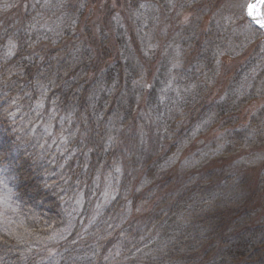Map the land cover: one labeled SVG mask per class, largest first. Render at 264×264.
<instances>
[{"label": "trees", "instance_id": "16d2710c", "mask_svg": "<svg viewBox=\"0 0 264 264\" xmlns=\"http://www.w3.org/2000/svg\"><path fill=\"white\" fill-rule=\"evenodd\" d=\"M101 1L0 30V264H264V167L211 165L264 145L245 0H126L93 31Z\"/></svg>", "mask_w": 264, "mask_h": 264}, {"label": "rangeland", "instance_id": "374dc122", "mask_svg": "<svg viewBox=\"0 0 264 264\" xmlns=\"http://www.w3.org/2000/svg\"><path fill=\"white\" fill-rule=\"evenodd\" d=\"M249 0H245L244 2V8H246L247 3ZM28 3V0H0V30L4 26H12L14 23L19 22V18L22 14V9L25 4ZM126 4V0H103L101 1V4L99 6H94L92 11V17H91V27L93 31H96L98 26L101 24V19L103 18V14L105 12V9L108 7L109 9L116 10L117 12L122 14V10H124V6ZM245 10V9H244ZM260 15L264 17V3H261L259 6ZM181 23H185L188 18L187 14L181 15ZM203 21V20H202ZM200 22V29L205 30L208 19H204L203 22ZM169 24V23H168ZM174 23L171 22V26ZM163 28V27H162ZM242 58H239V60H236V62H240ZM236 62L232 61V63H228V66L230 65V68L236 65ZM261 102L258 101V103H251L249 104L240 114L239 118H241V122H244L246 120V116L252 112L258 105H260ZM256 154V159L254 162H249L248 164L241 160L243 156H247L248 151H242L240 153H237L229 158H226L224 160L216 161L215 163L211 164L214 166H221L223 165L225 174L227 172L229 173H241V174H249L251 181L253 184L258 179V176L264 167V145L260 147ZM206 168V167H205ZM205 168H195L191 170H180L178 173L179 180L178 183L182 184L184 180L187 178H190V171L194 174L197 173V175L201 174V171H203ZM262 202H258V206L261 208V213H264V205L262 206ZM152 202H149L147 204L141 205L139 209L141 211H146L149 208H151ZM262 206V207H261Z\"/></svg>", "mask_w": 264, "mask_h": 264}, {"label": "water", "instance_id": "95a60500", "mask_svg": "<svg viewBox=\"0 0 264 264\" xmlns=\"http://www.w3.org/2000/svg\"><path fill=\"white\" fill-rule=\"evenodd\" d=\"M261 3H264V0H249L246 9H245V15L248 19V21L255 26L256 28L260 29L264 33V17H255L252 16V10L253 8H258L261 5Z\"/></svg>", "mask_w": 264, "mask_h": 264}, {"label": "bare ground", "instance_id": "6f19581e", "mask_svg": "<svg viewBox=\"0 0 264 264\" xmlns=\"http://www.w3.org/2000/svg\"><path fill=\"white\" fill-rule=\"evenodd\" d=\"M252 16H255V17H262L261 15H260V11H259V9L258 8H253V10H252Z\"/></svg>", "mask_w": 264, "mask_h": 264}, {"label": "snow or ice", "instance_id": "6c2138e0", "mask_svg": "<svg viewBox=\"0 0 264 264\" xmlns=\"http://www.w3.org/2000/svg\"><path fill=\"white\" fill-rule=\"evenodd\" d=\"M262 26H264V25H262Z\"/></svg>", "mask_w": 264, "mask_h": 264}]
</instances>
